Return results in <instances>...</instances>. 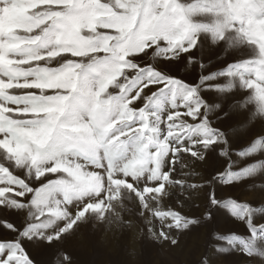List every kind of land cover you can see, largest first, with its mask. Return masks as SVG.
Segmentation results:
<instances>
[{"label": "snow or ice", "instance_id": "1", "mask_svg": "<svg viewBox=\"0 0 264 264\" xmlns=\"http://www.w3.org/2000/svg\"><path fill=\"white\" fill-rule=\"evenodd\" d=\"M242 109L264 121V0H0V206L24 217L0 220V264H42V248L74 264L59 246L82 226L131 217L177 246L217 214L246 233L213 230L214 251L264 264V181L259 199L216 192L264 174L233 170ZM218 150L228 166L198 171ZM261 152L264 135L238 155Z\"/></svg>", "mask_w": 264, "mask_h": 264}, {"label": "rangeland", "instance_id": "2", "mask_svg": "<svg viewBox=\"0 0 264 264\" xmlns=\"http://www.w3.org/2000/svg\"><path fill=\"white\" fill-rule=\"evenodd\" d=\"M207 62V61H205ZM181 78L191 80L195 74L191 65L185 63L180 66ZM188 73L187 77L184 76ZM189 122H191L190 118ZM240 123L246 122V127L240 135L230 143V159L233 161V170L246 166L250 162L264 159V152L251 157H241L239 150L246 147L252 139L259 135H264V121L259 117L252 118L246 110H240L236 117ZM2 151V150H0ZM229 158L216 155H209L206 162L197 170L205 175L214 174L217 170L222 171L228 166ZM14 174H19V170H14ZM264 181V174H258L253 179H246L235 185L217 186L218 198H238L245 202L254 197L259 199L258 189H248L249 185ZM0 186H3L0 184ZM248 189L246 191H242ZM9 195H14L9 194ZM199 208L194 204L186 207L189 214L200 215L204 208V201H197ZM130 207V205H129ZM125 219H129V213H123ZM134 221L132 228L121 230H105L103 226L97 225L95 228L91 224L82 226L77 236L69 238L60 245L61 251L71 254L74 264H203L204 258H209V264H245V258L239 253H231L226 256H219L213 248L214 242L210 234L215 230L220 234L236 232L245 234L246 229L241 221L232 218L230 215L217 214L211 222L203 223L199 227L180 235L179 244L170 246L164 242L154 241L146 235V229L141 220L131 217ZM7 219L10 222L21 223L23 215H18L15 210L6 209L0 206V220ZM261 221H257L259 223ZM143 229V231H142ZM6 231L0 229V236L6 235ZM32 256L42 264L53 260L51 250L42 248L30 250Z\"/></svg>", "mask_w": 264, "mask_h": 264}]
</instances>
